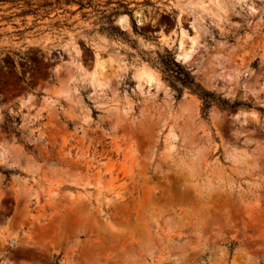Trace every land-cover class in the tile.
I'll use <instances>...</instances> for the list:
<instances>
[{
    "label": "rangeland",
    "instance_id": "374dc122",
    "mask_svg": "<svg viewBox=\"0 0 264 264\" xmlns=\"http://www.w3.org/2000/svg\"><path fill=\"white\" fill-rule=\"evenodd\" d=\"M220 1L0 0V264H264V0Z\"/></svg>",
    "mask_w": 264,
    "mask_h": 264
},
{
    "label": "bare ground",
    "instance_id": "6f19581e",
    "mask_svg": "<svg viewBox=\"0 0 264 264\" xmlns=\"http://www.w3.org/2000/svg\"><path fill=\"white\" fill-rule=\"evenodd\" d=\"M210 3H214L215 5H217L218 7L221 6V1L220 0H210ZM209 3V4H210ZM192 4V3H191ZM198 4V3H197ZM187 5V4H186ZM190 6V5H189ZM195 6V5H194ZM197 6V5H196ZM192 7V6H191ZM203 7V6H202ZM190 8V7H189ZM207 8V7H206ZM197 9V8H196ZM218 9V8H217ZM185 11V10H184ZM189 12V11H188ZM184 13V12H183ZM186 13V12H185ZM184 13V14H185ZM188 14V13H187ZM183 15V14H182ZM123 18V17H122ZM121 18V25H125L126 21L124 18ZM187 36V35H186ZM186 36L185 34L182 32V37H181V41H180V50H181V55L179 56V59L181 61H188L189 60V55L191 54V51L195 48L196 45V39H197V32H194V37L191 40V46L189 51H187L185 49V42H186ZM104 60L101 61V59L99 58L97 63H96V67L93 71L94 73V82L97 84V86L100 87L104 84H106V80H107V76H106V71H105V65H104ZM106 63V62H105ZM109 65V64H107ZM92 70H90L89 72H91ZM88 72V73H89ZM90 74V73H89ZM138 76L144 79H148L149 82L148 84H152L154 82H156L157 80V74L155 73V71L143 66L142 68H140V70L138 71ZM93 77V76H92ZM107 77V78H106ZM187 106H189L190 104H186ZM74 176L78 177V175L74 174ZM155 206H160V204L155 203Z\"/></svg>",
    "mask_w": 264,
    "mask_h": 264
}]
</instances>
